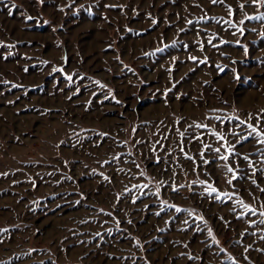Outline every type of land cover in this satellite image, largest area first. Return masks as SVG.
<instances>
[{"label": "rangeland", "instance_id": "rangeland-1", "mask_svg": "<svg viewBox=\"0 0 264 264\" xmlns=\"http://www.w3.org/2000/svg\"><path fill=\"white\" fill-rule=\"evenodd\" d=\"M256 17L264 0H0V264H264Z\"/></svg>", "mask_w": 264, "mask_h": 264}, {"label": "snow or ice", "instance_id": "snow-or-ice-1", "mask_svg": "<svg viewBox=\"0 0 264 264\" xmlns=\"http://www.w3.org/2000/svg\"><path fill=\"white\" fill-rule=\"evenodd\" d=\"M217 2H218V0H212V3H213V4H215V3H217ZM259 2H261V0H253V3H259ZM241 7H243V5H241ZM29 19H31V17H29ZM248 19H252V17H248ZM255 19H264V17H256ZM241 23H243V21H242ZM192 59H195V58H192ZM205 62H206V61H205ZM67 79L71 80L72 77L69 76V77H67ZM101 87H103V86L101 85ZM250 118H251V117H250ZM240 123H241V124H244L245 121H240ZM197 127H201V126H200V125H197ZM249 128H251V132H252V133H255L256 136L261 137V133H260L259 131H257V128H256V127H253L252 125H249ZM212 135L217 136V139H218V140H223V139H224L223 136H219V135H218L217 133H215V132H213ZM260 142H261V143H264V137L261 138ZM205 147H209V146L206 145ZM215 151H216V152H219L220 150H219V148H217V149H215ZM231 151H232L231 148H228V152L231 153ZM220 158H221V159H224V160H227V159H228V156H221ZM189 159H191V158L189 157ZM244 159L247 160L248 157H244ZM228 171H229V172H233L232 168H229ZM233 178H235V173H233ZM228 182L231 184L232 181L229 180ZM209 188H210V192H216V191H217V189L214 188V187L209 186ZM261 190L264 191V189H261ZM224 195H225V196H228L229 194H228V193H225ZM217 198H218V199L220 198L219 195L217 196ZM240 203H241V205H242L247 211L252 212L253 214H255V210H254V209H251V208H249L247 205H244V204H243V201H240ZM177 210L179 211V209H177ZM260 215H261V216H264V212H261ZM261 223H264V220H262ZM209 235H210V236L212 235V232H211L210 229H209Z\"/></svg>", "mask_w": 264, "mask_h": 264}]
</instances>
